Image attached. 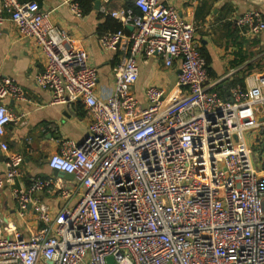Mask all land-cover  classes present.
<instances>
[{"label":"built area","instance_id":"1","mask_svg":"<svg viewBox=\"0 0 264 264\" xmlns=\"http://www.w3.org/2000/svg\"><path fill=\"white\" fill-rule=\"evenodd\" d=\"M133 3L111 12L121 28L100 37L106 50L126 51L102 99L98 68L37 1L2 0L47 58L37 86L56 102L82 101L91 121L81 144L65 139L49 157L72 182L39 176L16 186L24 157L0 141V191L12 187L19 218L0 222V264H264V144L256 153L246 137L264 132V74L223 95L215 87L240 68L211 79L194 22L159 0ZM71 8L82 15L78 3ZM5 21L0 13V35ZM237 24L255 36L264 30L258 9ZM153 57L167 67L179 61L180 72L170 91L151 85L141 99L139 58ZM7 98H26L10 77L0 78V138L19 119ZM42 192L62 205L52 208Z\"/></svg>","mask_w":264,"mask_h":264},{"label":"crops","instance_id":"2","mask_svg":"<svg viewBox=\"0 0 264 264\" xmlns=\"http://www.w3.org/2000/svg\"><path fill=\"white\" fill-rule=\"evenodd\" d=\"M35 1L43 12L49 14L54 24L73 38L75 46L87 52L88 64L98 68L96 94L102 99L111 96L115 87L114 67L121 63L126 51L120 49L115 53L106 50L101 45L100 37L105 32L113 30V20L116 19L111 16V12L129 6L134 0H92L93 8L84 12L81 0ZM159 2L163 6L174 7L182 18L194 22L195 39L200 48L209 54L210 68L216 76L227 75L232 70L235 54L240 48L245 55L255 53L251 59L255 68L248 76L251 79L247 77L249 79L247 83L264 74V30L255 36L241 30L237 24L238 17L249 9H258L264 18V1L159 0ZM73 3H78L81 7V16L72 10ZM0 13L6 18L0 35V78H14L26 95L24 100L7 98L3 101L19 119L7 125L6 133L0 141L7 142L12 152L24 157L21 176L16 186H27L33 178L57 176L49 167V157L59 151L65 139H72L81 144L88 135L91 118L82 101L71 104L59 103L54 100L50 90L37 86L36 76L44 71L47 63L44 52L34 38L18 33L10 20L9 12L2 8V0ZM245 65L247 63L232 68H243ZM179 72V61L172 67H167L161 57L148 60L139 58V78L134 87L135 94L144 99L145 90L151 85L170 91ZM261 137L259 132H255L249 139L256 153L262 151L264 139ZM5 156L0 146V171H4ZM40 198L55 209L62 205L57 194L54 196L42 192ZM17 215V203L12 194V187L6 186L0 191V222L4 221V218H7V223L17 221Z\"/></svg>","mask_w":264,"mask_h":264},{"label":"trees","instance_id":"3","mask_svg":"<svg viewBox=\"0 0 264 264\" xmlns=\"http://www.w3.org/2000/svg\"><path fill=\"white\" fill-rule=\"evenodd\" d=\"M81 4H82L83 9H84L83 12L91 10L93 8L92 0H85V1L81 0ZM129 6L134 7V3L133 2L129 3ZM113 21L114 22L112 25V27H113L112 29L113 30L120 29L121 24L117 20H113ZM200 49H201L203 56L206 58L208 69H209V76L214 77V78L218 77L213 73V71L210 68V56H209V54L204 49H202V48H200ZM241 49L242 48H240L239 52H237L235 54V59L233 61L231 68L232 67H239V65H242L245 63H247V65H245L243 68H240L236 73L233 74V76H232V78H231V80L227 86H224L221 88L220 85H218L215 87V89L221 91L223 95H226L227 89H229V87L234 85V84L239 83V84L245 86L246 85V78L252 73V71L255 68L254 64L251 63V59L255 53L245 55L241 51ZM263 152H264V150H263ZM263 168H264V165H263Z\"/></svg>","mask_w":264,"mask_h":264},{"label":"water","instance_id":"4","mask_svg":"<svg viewBox=\"0 0 264 264\" xmlns=\"http://www.w3.org/2000/svg\"><path fill=\"white\" fill-rule=\"evenodd\" d=\"M256 2H262L264 0H255ZM98 4H99V1L96 2V7H98ZM132 29V28H130ZM55 174L60 177V178H64V179H73V174H69V173H64V172H59L57 170H54ZM7 218H4V221H1L3 224H6L7 223ZM108 261L109 263L111 264V262L113 261V258L112 257H109L108 258Z\"/></svg>","mask_w":264,"mask_h":264},{"label":"rangeland","instance_id":"5","mask_svg":"<svg viewBox=\"0 0 264 264\" xmlns=\"http://www.w3.org/2000/svg\"><path fill=\"white\" fill-rule=\"evenodd\" d=\"M264 109V108H263ZM264 115V110H263V113L261 114V116H263ZM259 134H261L262 135V139H264V132H259ZM248 139H250V137H252V135L251 134H247V136H246ZM18 220H19V218H18ZM33 223V222H32Z\"/></svg>","mask_w":264,"mask_h":264}]
</instances>
